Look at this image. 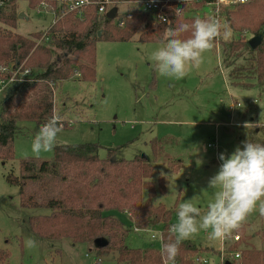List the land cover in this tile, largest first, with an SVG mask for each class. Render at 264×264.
<instances>
[{"label":"rangeland","instance_id":"rangeland-1","mask_svg":"<svg viewBox=\"0 0 264 264\" xmlns=\"http://www.w3.org/2000/svg\"><path fill=\"white\" fill-rule=\"evenodd\" d=\"M14 4L16 13L22 14L17 18V27L0 24V29L25 37L47 30L51 16L37 12L30 5L31 0H16ZM10 6L2 7L3 12H8ZM118 10L125 9L120 6ZM225 13L221 25L225 23ZM153 27L141 28L125 42L98 40L94 81H82L78 74L54 87L52 117H61L62 130L56 145L98 144L100 158L105 157L108 148L117 149L118 158L145 156L154 165V181L163 177L166 182L165 194L157 195L153 203L171 210V223L176 224L179 205L184 201L191 200L202 215L207 211L216 191L208 187L209 180L218 172L220 154L227 158L247 140L264 144V91L247 69L251 63L248 51L240 50L233 56L223 52L222 44L240 38L249 41L251 34L232 31L230 39L217 38L214 48L204 54L199 69H193L183 79H175L161 76L151 58L166 43L167 32L163 42L139 41L140 34ZM54 51L56 55L60 53ZM75 60L81 62L79 58ZM32 72L37 74L41 70ZM232 81L251 88L244 89L231 84ZM231 102L239 103L240 107L229 111ZM230 120L234 126L225 125L231 124ZM18 126L20 131L13 142L14 160L0 161V264H120L113 256H96L95 250L105 239L74 244L68 239H40L32 233L29 217L46 214V210L21 208L19 190L9 185L5 176L11 171L17 175L19 162L24 158L51 160L53 150L39 155L33 153L32 142L40 126L31 122ZM152 141L158 142L171 166L168 159L154 160ZM214 143H217L216 150L208 147ZM176 161L181 163L174 171L178 168ZM113 214L129 226L126 216ZM241 227L251 238L246 244L243 241L240 248L250 245L264 249V216L258 205ZM151 231L161 232V225ZM234 234L235 231L230 236ZM29 239L35 240L37 246L28 247ZM187 240L202 250L197 255L207 259L206 264H222L221 252L230 261L235 251L230 249L231 238L222 247L221 241L209 240L203 230ZM125 244L131 249L160 247L158 240L150 239L149 232L133 229Z\"/></svg>","mask_w":264,"mask_h":264},{"label":"trees","instance_id":"trees-1","mask_svg":"<svg viewBox=\"0 0 264 264\" xmlns=\"http://www.w3.org/2000/svg\"><path fill=\"white\" fill-rule=\"evenodd\" d=\"M6 2L0 0V24L14 29L18 14L14 1ZM36 3L37 0H31L30 5L34 8ZM7 4L11 6L5 13L2 7ZM225 14V23L233 32L261 37L254 50L243 38L222 45L224 54L229 56L240 50L248 51L251 63L247 69L264 91V0H251L228 9ZM144 22L143 15H135L126 21L124 28H118L108 19L99 23L91 16L80 21L73 14H67L45 30L48 41L42 44L38 41L44 31L25 37L0 29V66L13 63L15 68L21 66L31 73L27 81L10 83L0 93V161L14 160L13 142L20 131L19 123L31 122L39 127L52 118L54 87L78 74L82 81H94L98 40L128 41L143 28ZM181 23L192 21L172 17L171 27ZM166 28L155 25L141 33L139 41L163 42ZM187 35L184 33L181 38ZM54 50L60 53L56 55ZM33 69L41 73L33 74ZM231 84L251 88L233 81ZM99 149L98 144L55 145L51 160L24 158L19 162L17 175L12 171L6 174V182L19 190L21 208L46 210V214L29 217L30 230L40 239H68L74 244L105 239L95 250L96 256L110 255L120 264H163L161 243L159 248L131 249L125 244V238L132 229L151 230L161 225L165 242L170 237L175 239L168 231L173 225L172 211L153 203L157 195L165 194V180L161 177L154 181V165L141 155L118 158L117 149L108 148L105 157L100 158ZM151 150L154 160L168 159L171 166L158 142H151ZM180 163L176 161L178 168L174 171L180 168ZM113 212L126 216L129 226ZM234 235L239 240L233 241L230 249L239 253V258L226 261L228 264H264V249L250 245L240 248L243 241L246 244L251 238L245 235L244 228L235 230ZM200 251L193 242L182 241L176 264H195L193 258Z\"/></svg>","mask_w":264,"mask_h":264},{"label":"clouds","instance_id":"clouds-1","mask_svg":"<svg viewBox=\"0 0 264 264\" xmlns=\"http://www.w3.org/2000/svg\"><path fill=\"white\" fill-rule=\"evenodd\" d=\"M239 2L246 3L247 0ZM166 32V43L155 50L151 58L161 76L175 79H183L193 69H199L204 54L214 48L217 38L227 40L232 36L231 27L227 23L221 25L214 16L196 17L191 24L170 26ZM184 33H188L187 37L181 38ZM60 121L61 117L54 115L41 127L32 142L33 153L39 155L54 149L62 130ZM218 159L221 161L218 172L210 178L208 185L216 191L207 211L202 215L191 200L184 201L179 205L178 222L168 229L175 239L170 237L165 242L163 233H152V239L162 244L163 264H176L181 242L201 230L209 240L224 241L241 227L257 205L264 216V144L247 140L227 158L220 154ZM27 245L35 247L37 242L29 239Z\"/></svg>","mask_w":264,"mask_h":264},{"label":"built area","instance_id":"built-area-1","mask_svg":"<svg viewBox=\"0 0 264 264\" xmlns=\"http://www.w3.org/2000/svg\"><path fill=\"white\" fill-rule=\"evenodd\" d=\"M6 1V3H9L16 0ZM249 1L251 0H247L246 3ZM246 3H240L239 0H234V2H230V0H37L34 9L39 13L51 16L48 28L55 25L67 14H73L74 18L80 21L93 16L97 18L99 23H103L104 19H108L106 16L112 10H114V17L110 21L118 28H124L126 21L132 19L135 15H143L145 17L143 27L147 25L170 27L174 16L188 19H195L196 17L206 19L209 16H214L220 22L225 11ZM120 6L124 7L125 10H118ZM177 10L181 11L177 13ZM47 41L48 38L44 31L43 37L38 41V44L46 43ZM21 68V66L15 68L13 63L0 66V93L10 83L25 82L31 77L29 70H22ZM239 107V103L231 102L228 109L233 112ZM43 125L40 126V129ZM208 147L216 150L217 143L209 144ZM134 230L137 232H149L150 239L153 240L151 234L153 231L149 229ZM229 238L232 241L239 240L237 235H232ZM227 239L221 241L222 247H224ZM219 257L221 263L224 264L226 259L222 252ZM230 258L238 259L239 253H232ZM193 262L195 264H206L208 261L204 257L197 255L194 257Z\"/></svg>","mask_w":264,"mask_h":264},{"label":"water","instance_id":"water-1","mask_svg":"<svg viewBox=\"0 0 264 264\" xmlns=\"http://www.w3.org/2000/svg\"><path fill=\"white\" fill-rule=\"evenodd\" d=\"M22 14L18 15V18H21ZM109 20H112L114 17V10L110 11L107 16H106ZM261 41V37L260 36H256V37H252L249 41H248V45L249 47L254 50L256 49V47L260 44ZM145 158V156H143ZM224 264H228V262H225Z\"/></svg>","mask_w":264,"mask_h":264},{"label":"crops","instance_id":"crops-1","mask_svg":"<svg viewBox=\"0 0 264 264\" xmlns=\"http://www.w3.org/2000/svg\"><path fill=\"white\" fill-rule=\"evenodd\" d=\"M76 77H78V75H76ZM228 117H229V116H228ZM232 122H233V121L230 120V123H231V124H225V123H224V124H225V125H228V126H234V123H232ZM228 123H229V122H228ZM217 125H218V123L216 124V126H217Z\"/></svg>","mask_w":264,"mask_h":264}]
</instances>
